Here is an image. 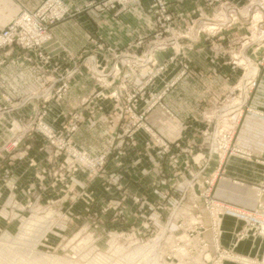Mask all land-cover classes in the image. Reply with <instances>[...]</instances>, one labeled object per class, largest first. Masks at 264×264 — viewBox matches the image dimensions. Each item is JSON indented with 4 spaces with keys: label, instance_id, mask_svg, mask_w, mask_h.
I'll return each instance as SVG.
<instances>
[{
    "label": "rangeland",
    "instance_id": "1",
    "mask_svg": "<svg viewBox=\"0 0 264 264\" xmlns=\"http://www.w3.org/2000/svg\"><path fill=\"white\" fill-rule=\"evenodd\" d=\"M47 1L11 21L25 11L36 13ZM140 1L124 8L120 1L91 0L81 7L62 0L69 13L52 18L47 32L52 42L53 27L64 20L88 9L117 17ZM181 1L152 0L144 11L152 19L151 29L124 45L109 44L95 34L91 38L94 48L71 56L50 44L25 46L19 30L12 43L0 46V65L16 57L42 77L39 88L20 97L19 104H10L9 110L21 113L29 108L10 126V138L0 143V164L12 161L17 152L18 161L24 160V173L32 170L33 174L27 186L15 179L10 182V169L9 176H0L6 184L4 192L8 189L7 196L0 198V264H200L206 252L213 253L216 247L225 252L224 264H244L240 259L246 256L251 260L264 255V249L255 256L236 251L241 241L264 236L215 193L229 156L241 157L238 153L244 151L246 157L250 154L249 158L264 164V157H255L236 142L264 67V0L242 4L207 0L190 10ZM205 46L223 55L222 65L238 68L239 79L234 90L223 94L215 105L193 110L199 121L195 138L169 139L151 124L149 115L158 106L175 117L166 97L193 69H199L197 54ZM111 51L147 62L134 73L124 70L129 86L120 88L121 100L109 96V88L115 85L108 88L107 82L91 73L90 57L98 56L106 63L104 56ZM115 61L112 55L109 64ZM83 80L93 88L81 92L83 99L73 107L63 104L51 116V103L61 102ZM132 90L139 94L129 102ZM104 101L111 103L109 109ZM103 116L113 127L108 129L106 148L97 154L88 151L98 160L93 166L73 167L70 147L86 150L76 144L75 135L83 125H96ZM43 125L53 129V139L45 136ZM35 136L41 139L38 152L23 154L26 142ZM263 185L253 186L256 204L250 209L262 210L263 195L257 189ZM230 213L244 223L234 233L232 244L224 246L222 221Z\"/></svg>",
    "mask_w": 264,
    "mask_h": 264
},
{
    "label": "crops",
    "instance_id": "2",
    "mask_svg": "<svg viewBox=\"0 0 264 264\" xmlns=\"http://www.w3.org/2000/svg\"><path fill=\"white\" fill-rule=\"evenodd\" d=\"M43 0H0V30L3 29L13 18L24 10H32ZM75 6H84L91 0H66ZM152 0H141L129 11L115 17L111 13H97L93 9L78 14L73 18L56 24L53 29L54 47L63 48L71 56L80 55L86 49L94 48L93 35L109 44L124 45L135 39L140 33H147L152 27V19L144 14ZM207 0H183L179 2L186 10L194 9L198 4ZM242 4L245 0H233ZM174 5H177L175 2ZM94 39V38H93ZM58 49V48H57ZM17 54L14 53V56ZM198 55L200 67L193 69L183 81L178 83L172 92L166 97L168 106L175 113V117L168 115L160 107H155L150 115L151 124L169 139L195 138L194 131L199 121L193 114L194 109L215 105V102L223 94L234 90V84L239 79L240 71L234 65L223 64V55L214 53L205 46ZM163 56V55H162ZM12 57L7 63L0 65V143L5 142L11 136L10 126L16 124L26 109L17 111L9 110L10 104L26 93L39 88L42 77L39 72L30 68L25 60ZM196 70V71H195ZM199 70V72H198ZM93 84L88 80L80 81L61 102H52L51 116L56 114L63 104L73 107L85 94L81 92L91 90ZM66 99V100H65ZM19 104V101L18 103ZM107 109L111 103L104 101ZM251 111L245 113L240 121L236 142L241 147L251 151L255 157H264V67L262 68L256 84L253 87L249 102ZM7 109V110H6ZM108 111V110H107ZM57 112V113H56ZM107 113V112H105ZM22 114V115H21ZM50 119V118H49ZM103 116L96 125H83L74 137L76 144L92 154L104 150L109 138L108 129L113 128L111 122ZM144 138V135H142ZM141 136V137H142ZM142 138V140H143ZM41 145L39 136L30 138L26 142L27 151L23 154L35 155ZM18 161L17 152L11 160L0 164V176L10 175V182L17 180L22 185L31 183L33 180L32 170L30 174L24 173V165ZM264 183V164L249 156L231 155L223 166V177H220L216 185V197L221 203L239 208H253L256 204L254 185ZM4 185L0 178V198L4 199L8 193L4 192ZM21 185V186H22ZM34 186V185H32ZM23 187V186H22ZM243 219L236 213L224 216L222 221V244L229 246L234 240V233L238 231ZM238 253L246 255H259L264 249V239H246L241 241L235 248ZM226 264H238L227 261Z\"/></svg>",
    "mask_w": 264,
    "mask_h": 264
},
{
    "label": "built area",
    "instance_id": "3",
    "mask_svg": "<svg viewBox=\"0 0 264 264\" xmlns=\"http://www.w3.org/2000/svg\"><path fill=\"white\" fill-rule=\"evenodd\" d=\"M109 1H112V2L120 1L122 2L123 7L126 8L130 6L131 4L139 2L140 0H109ZM50 2L51 3L54 2L53 4L54 7ZM49 10L53 11L52 15L48 13ZM163 11H165V9H163ZM67 13H69V8L63 5L62 0H48L38 9L36 13L25 11L19 18L11 21L8 25V28L5 31L0 33V46L4 44L12 43L14 41L15 34L19 30L22 32L21 41L25 44V46L30 47L33 44L52 45L51 38L49 37V33L47 32V23L49 21L52 22L54 19L62 18ZM166 18L170 19L171 16L167 15ZM53 48H59V47H53ZM109 55L110 56H107V57L106 55L104 56V59H106V63H102L98 56L90 57L91 60L93 61L91 73L97 77L98 81L103 82V83L107 82V84L105 83L106 87L109 88L115 85V87L109 88V93H110L109 96L115 97L117 100H121L120 99L121 98L120 88L123 90H126L129 86V84L127 83L129 78H127L126 74L123 73L124 70L129 71V73L130 72L134 73L138 70L137 69L138 66L144 65V63L142 62H145V63L147 62L146 60L141 61L139 60L140 58L135 57V56H134L135 58H132L129 56L130 54L127 55L126 53H124V55H118V53L111 51ZM112 55L115 57L116 61L112 65H110L109 60ZM94 66L96 69H93ZM121 76H124V78H122L121 82L119 83V80L117 79L116 81V78L121 77ZM129 76H131V74ZM115 82L118 84H114ZM57 91L59 93L62 90L58 89ZM132 92L133 93L130 92L128 94L129 102L135 101L137 98V95L139 94L138 90H132ZM42 127L44 128L42 130L45 136H48L49 139H53L55 137L53 129L47 127L46 125H43ZM72 129L75 130V128H72ZM70 149H71L70 152L73 158V164H72L73 167H76L77 164L93 166L98 161V160H95V158L91 154H89L88 151L86 150H82L76 147H70ZM225 153L226 151H224L223 149L220 152L221 156L223 154V158L224 156H226ZM238 154L245 156L244 151L239 152ZM99 160L103 161V158L101 157ZM257 191L259 193V196L263 195L262 197L263 200L261 201L262 210L250 209L251 210L250 212L243 211L241 212V214L243 215L244 218H246L247 225H249L251 229H254L260 235L264 236V185L262 188L259 187ZM215 250L218 253L217 257L214 258L215 264H221L222 261H220V256L223 252L218 251V247H216ZM253 260L254 261L251 264H264V255L262 257H256ZM208 263H209V260L205 262V264H208Z\"/></svg>",
    "mask_w": 264,
    "mask_h": 264
},
{
    "label": "bare ground",
    "instance_id": "4",
    "mask_svg": "<svg viewBox=\"0 0 264 264\" xmlns=\"http://www.w3.org/2000/svg\"><path fill=\"white\" fill-rule=\"evenodd\" d=\"M249 155V154H248ZM227 205H229V204H227ZM220 208L221 207H218V211H220ZM228 209H230V208H228ZM238 210V212L239 213H241V212H243V211H247V212H250L251 210L250 209H248V208H242V209H237ZM210 252H212V250L210 251ZM209 251H207L206 252V254H205V256H204V258H203V261L204 262H200V264H205V262L207 261V260H211V259H214L215 257H217V251L216 250H214L213 251V253H210ZM208 255L210 256H212V257H208ZM225 257H226V255H225V252H223L222 254H221V256H220V261H222L221 262V264H224V259H225ZM188 259L190 260L191 258L190 257H188ZM241 260V262H244V264H251V263H253V259H251L250 260V257H244L243 259H240ZM189 262V261H188ZM190 263V262H189Z\"/></svg>",
    "mask_w": 264,
    "mask_h": 264
}]
</instances>
